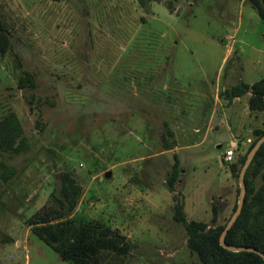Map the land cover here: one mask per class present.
<instances>
[{
  "label": "rangeland",
  "instance_id": "1",
  "mask_svg": "<svg viewBox=\"0 0 264 264\" xmlns=\"http://www.w3.org/2000/svg\"><path fill=\"white\" fill-rule=\"evenodd\" d=\"M0 18V119L17 113L31 145L0 151L17 169L0 181V264H75L34 231L59 208L66 175L81 195L50 223H99L130 245L103 250L101 264H202L175 205L214 225L239 202L231 166L264 129L251 93L227 96L264 77L250 0H0Z\"/></svg>",
  "mask_w": 264,
  "mask_h": 264
},
{
  "label": "trees",
  "instance_id": "2",
  "mask_svg": "<svg viewBox=\"0 0 264 264\" xmlns=\"http://www.w3.org/2000/svg\"><path fill=\"white\" fill-rule=\"evenodd\" d=\"M250 2L264 20L263 0H250ZM9 36L10 31L0 18V50L2 53H6L10 46ZM26 80L33 82L30 72H27L20 84L24 86ZM248 93H251L250 110L264 112V77L253 84L241 83L233 86L228 90L227 96L232 100ZM263 135L264 129H258L257 138L246 154L240 156L232 164L233 176H240L250 151ZM30 147L29 139L24 133L17 113L12 111L2 117L0 119V151L13 155L27 152ZM166 148L172 149L173 144L167 142ZM180 172L176 166L168 180L172 191L176 188ZM15 176H17L16 167L0 159V181L9 182ZM259 179L261 184L258 186ZM245 180L247 187L245 204L238 220L229 230L226 241L230 245L255 247L264 252V144L250 165ZM64 181L60 194L56 197L59 208L39 215L40 222L46 224L35 225V233L59 252L65 260L75 264H101V253L107 249L128 251L130 249L128 243H123L118 234H114L110 228L102 227L99 223L77 224L72 219H64L55 224L50 223L54 219L66 218L78 204L82 191L81 186L77 185L73 179L67 178V175ZM174 218L185 225L188 233V246L198 254L202 264H264V259L255 252H232L221 245L220 237L228 222L211 225L205 221L188 220L184 206L180 202L175 205ZM216 220L215 216L214 222Z\"/></svg>",
  "mask_w": 264,
  "mask_h": 264
},
{
  "label": "water",
  "instance_id": "3",
  "mask_svg": "<svg viewBox=\"0 0 264 264\" xmlns=\"http://www.w3.org/2000/svg\"><path fill=\"white\" fill-rule=\"evenodd\" d=\"M264 144V135L262 137H260L258 139V141L255 143V145L253 146L252 150L250 151L246 162L244 163L241 172H240V184H241V189H240V199L237 205V208L235 210V212L233 213L232 217L230 218V220L228 221L225 229L223 230L221 237H220V242L221 245L232 251V252H255L257 254H259L263 259H264V252L255 248V247H249V246H234V245H230L227 243L226 238H227V234L229 232V230L233 227V225L236 223V221L238 220L240 214L242 213L244 204H245V199H246V195H247V187H246V173L250 167V165L252 164L257 152L259 151V149L262 147V145ZM222 145H220L219 147H221ZM110 174V173H108ZM60 176V175H59Z\"/></svg>",
  "mask_w": 264,
  "mask_h": 264
},
{
  "label": "built area",
  "instance_id": "4",
  "mask_svg": "<svg viewBox=\"0 0 264 264\" xmlns=\"http://www.w3.org/2000/svg\"><path fill=\"white\" fill-rule=\"evenodd\" d=\"M235 148H236V143L232 144V146L226 150L224 160L227 163H230L233 161V158L235 156Z\"/></svg>",
  "mask_w": 264,
  "mask_h": 264
}]
</instances>
